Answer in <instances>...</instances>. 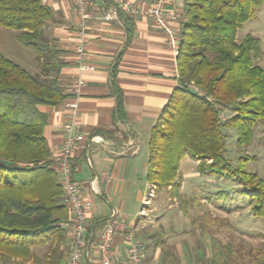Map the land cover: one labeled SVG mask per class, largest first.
<instances>
[{"label": "trees", "instance_id": "trees-1", "mask_svg": "<svg viewBox=\"0 0 264 264\" xmlns=\"http://www.w3.org/2000/svg\"><path fill=\"white\" fill-rule=\"evenodd\" d=\"M264 0H184L176 87L150 130L146 179L158 189L177 187L180 161L189 155L200 174L237 178L250 194L251 209L264 221V179L226 156L223 128L237 129V145H248L257 124L264 129V69L259 41L236 39L238 27ZM52 16L42 0H0V26L15 30L40 69L30 74L0 53V262L63 264L59 248L67 220L65 194L44 137L46 115L65 94L56 76L57 50L42 35ZM56 66V67H55ZM232 115L222 120L224 112ZM248 161V160H247ZM54 241L56 243L54 244ZM50 242L43 257L33 247ZM219 261V260H218ZM218 264H225L221 261Z\"/></svg>", "mask_w": 264, "mask_h": 264}, {"label": "crops", "instance_id": "crops-1", "mask_svg": "<svg viewBox=\"0 0 264 264\" xmlns=\"http://www.w3.org/2000/svg\"><path fill=\"white\" fill-rule=\"evenodd\" d=\"M128 1L136 13L124 11L114 0H89L80 37V20L72 1L46 0L52 16L44 23L42 35L57 50L59 68H50L47 76H56L65 96L55 106L38 105V109L47 117L44 137L54 169L66 128L73 124L83 133L81 148L71 158L78 190L92 202L87 212L91 222L89 256L82 264H99L97 243L113 210L126 221L135 222V237L146 245L148 260L160 257L170 236L163 226L165 215L156 205L152 208L154 220L158 219L155 225L133 219L132 215L134 204L142 201L143 188L147 191L150 183L146 179L150 130L179 86L177 52L172 51L165 33L145 13L153 0ZM183 3L171 0L168 8L182 10ZM183 19L182 14L177 24L179 32ZM80 43L81 56L77 51ZM79 57L92 68L80 70ZM36 67L38 74L37 62ZM77 77L83 83L76 99L78 110L73 115L67 103L73 100L70 85ZM125 246L123 233L117 232L113 255H125ZM61 249L67 252L65 244Z\"/></svg>", "mask_w": 264, "mask_h": 264}, {"label": "rangeland", "instance_id": "rangeland-1", "mask_svg": "<svg viewBox=\"0 0 264 264\" xmlns=\"http://www.w3.org/2000/svg\"><path fill=\"white\" fill-rule=\"evenodd\" d=\"M16 34L15 30L0 26V53L36 75L34 52L21 45ZM246 34L259 41L262 53L255 63L264 69V1L252 18L238 27L236 39L240 40ZM231 115L226 111L221 118L224 120ZM223 132L226 134V156L231 164L237 166L242 158L248 171L264 179L263 126H255L248 145L244 146L237 145L236 127L229 125L223 128ZM197 164L186 155L179 165L176 180L179 184L169 191L166 190L168 187L158 189L153 183L154 196L138 221L157 224L158 219L154 220L152 211L156 205L165 215L163 226L170 236L160 257L152 260L159 264H218L221 261L225 264H264V221L251 209V193H246L237 178L200 174ZM141 207L142 201L137 200L133 219L137 218ZM49 244L33 247V254L42 258ZM63 245L64 240L59 243V248Z\"/></svg>", "mask_w": 264, "mask_h": 264}, {"label": "built area", "instance_id": "built-area-1", "mask_svg": "<svg viewBox=\"0 0 264 264\" xmlns=\"http://www.w3.org/2000/svg\"><path fill=\"white\" fill-rule=\"evenodd\" d=\"M74 9L79 17L80 24L78 35L83 34L85 30V19L88 16L89 0H71ZM115 4L121 6L128 13H136V8L128 0H114ZM171 0H153L149 9L145 12L153 20L155 25L165 33L167 43L172 51L177 52L180 45V32L177 24L182 16V10L177 7L168 8ZM46 4V0H42ZM78 55L82 54V43L78 46ZM78 68L91 69L92 67L84 64L80 57L78 59ZM83 80L77 77L70 85V93L73 100L67 103L72 114L75 115L78 110L77 97ZM83 133L69 125L66 128V136L60 147L59 154L56 157V172L58 181L61 184L64 194L65 203L69 210L67 220L57 224L56 229L65 233L64 244L67 247V259L64 264H82L84 257L89 256V245L87 236L91 222L88 219L87 212L92 206V202L84 198L73 179V170L71 158L73 154L81 148ZM155 185L149 183L146 194L142 198V207L139 210L138 217L142 218L145 214L146 207L150 204L154 196ZM135 222L126 221L116 210H113L107 219L106 226L101 232L97 243L99 264H159L146 257V245L135 237ZM117 232L123 233L126 243L125 255L115 257L113 255L112 243ZM1 264V263H0Z\"/></svg>", "mask_w": 264, "mask_h": 264}]
</instances>
